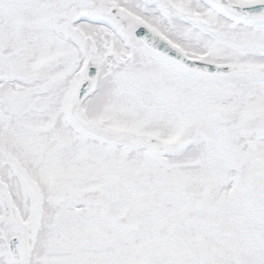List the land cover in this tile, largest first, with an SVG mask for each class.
<instances>
[{
    "label": "snow or ice",
    "instance_id": "1",
    "mask_svg": "<svg viewBox=\"0 0 264 264\" xmlns=\"http://www.w3.org/2000/svg\"><path fill=\"white\" fill-rule=\"evenodd\" d=\"M0 264H264V0H0Z\"/></svg>",
    "mask_w": 264,
    "mask_h": 264
}]
</instances>
